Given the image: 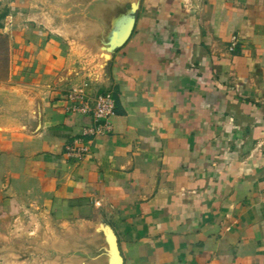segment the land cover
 <instances>
[{"label": "crops", "instance_id": "1", "mask_svg": "<svg viewBox=\"0 0 264 264\" xmlns=\"http://www.w3.org/2000/svg\"><path fill=\"white\" fill-rule=\"evenodd\" d=\"M99 1L71 21L33 0L14 20L0 81V233L105 264V223L124 264H264V0ZM74 91L92 103L113 93L110 133H89Z\"/></svg>", "mask_w": 264, "mask_h": 264}, {"label": "rangeland", "instance_id": "2", "mask_svg": "<svg viewBox=\"0 0 264 264\" xmlns=\"http://www.w3.org/2000/svg\"><path fill=\"white\" fill-rule=\"evenodd\" d=\"M54 5L58 8L59 16H66L71 21L72 20H84L81 15L77 12L78 5L85 4L87 0H53ZM105 2V0H101ZM101 1L100 4L102 3ZM136 1V0H135ZM85 2V3H84ZM98 2V1H97ZM33 0H0V37L5 38V43H1L0 41V76L5 72L4 68L6 65V69L10 66V44L11 40L15 37L16 29L13 27L14 20L19 13H22V19L25 17H29V10ZM80 3V4H79ZM103 4V3H102ZM109 4V3H106ZM67 5L69 11L61 12L63 9H67ZM65 7V8H64ZM6 14V16H5ZM57 14V15H58ZM81 17V18H80ZM87 19H94L92 16H88ZM13 22V23H11ZM8 26L9 30H5V27ZM5 30V31H4ZM19 33V29H17ZM8 57V61L5 59ZM5 226L2 225V230L5 229ZM55 226H53L54 228ZM9 229V227H7ZM6 228V229H7ZM56 229V228H55ZM3 233H0V264H64L65 261L70 260V264H78L76 259V254L71 252L68 255H64L62 258L61 253L58 251H54L53 253H46L44 250L45 243L40 240L37 242H30L21 240V238L17 235L12 228V231L8 232L4 236ZM62 238L55 237L54 243L60 242ZM86 240H90L91 238L87 237ZM77 243V242H76ZM89 243H87L86 248ZM91 244V243H90ZM47 255V256H46ZM88 254L86 257V264L89 262V258L91 257ZM46 258H48L50 262L46 263ZM75 258V259H72ZM72 260H74L72 263ZM52 261V262H51ZM69 262V261H68Z\"/></svg>", "mask_w": 264, "mask_h": 264}, {"label": "built area", "instance_id": "3", "mask_svg": "<svg viewBox=\"0 0 264 264\" xmlns=\"http://www.w3.org/2000/svg\"><path fill=\"white\" fill-rule=\"evenodd\" d=\"M237 38H233L231 50L236 47ZM72 102L71 109L74 112H81L91 115L95 126L89 131L92 135H105L112 131L110 117L114 114L116 109V101L112 92L100 94L92 103L88 100L85 91H74L70 94ZM70 156L81 160L85 157L86 150L71 148L69 149Z\"/></svg>", "mask_w": 264, "mask_h": 264}, {"label": "water", "instance_id": "4", "mask_svg": "<svg viewBox=\"0 0 264 264\" xmlns=\"http://www.w3.org/2000/svg\"><path fill=\"white\" fill-rule=\"evenodd\" d=\"M131 8L132 11L135 12L138 8V3L134 2ZM134 24L135 17L133 16L127 25V29L121 36H119L116 31L111 34L108 44L103 48V51L105 52V60L109 59L110 53H113L115 49L122 46L128 40L132 33ZM97 232L101 234L105 247L102 248V251L97 252L96 255L104 258V260H106L105 264H124L118 245V238L113 228L108 224L101 223L97 227Z\"/></svg>", "mask_w": 264, "mask_h": 264}, {"label": "trees", "instance_id": "5", "mask_svg": "<svg viewBox=\"0 0 264 264\" xmlns=\"http://www.w3.org/2000/svg\"><path fill=\"white\" fill-rule=\"evenodd\" d=\"M5 16H6V14H5ZM0 41H1V43L4 44L5 43V38L0 37ZM5 61H8V57L5 59ZM4 70H5V72L0 76V81L6 79L7 76H8L9 70H8V67L6 69V65H5Z\"/></svg>", "mask_w": 264, "mask_h": 264}]
</instances>
